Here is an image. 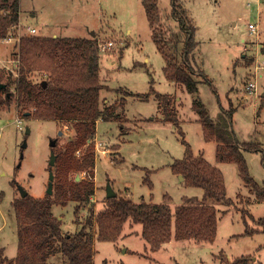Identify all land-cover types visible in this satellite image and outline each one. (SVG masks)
<instances>
[{
    "label": "rangeland",
    "instance_id": "1",
    "mask_svg": "<svg viewBox=\"0 0 264 264\" xmlns=\"http://www.w3.org/2000/svg\"><path fill=\"white\" fill-rule=\"evenodd\" d=\"M178 1L182 9L184 6L188 10L190 22L195 26L197 43L190 54V63L196 72L203 70L216 88L215 94L208 84L199 83V95L204 104L206 102L210 117L217 122L222 116L220 102L226 108L228 100L234 107L240 105L233 113L229 129L220 133L221 141L205 140L198 115L191 108L195 94L165 78L162 70L165 59L151 37L152 29L141 0H19V27L23 36H87L101 43L112 41L103 50L98 47L99 78L105 86L99 106L101 109L107 107L106 98L112 95L115 111L109 121L98 119L96 124L93 142L97 157L92 176L88 175L94 182V194L88 203L68 200L65 205L54 204L52 213L61 219L63 233H74L85 224L91 209L96 213L103 208L108 190L134 202L168 201L172 212L183 202V197L200 199L202 189L185 185L184 178L171 170L172 162L183 157L185 147L175 126L161 120L157 101L128 99L125 105L128 118L124 113L125 99L147 93L151 84L155 91L171 95L176 94L174 88H178L183 91L176 92L181 98L178 116L184 138L195 156L202 155L222 171L226 195L232 200L228 206L209 200L217 208L215 239L209 242L171 238L157 251L150 250L140 233L129 238L119 237L114 242L96 240L93 264H231L239 257H248L250 264H264V223L258 221L264 217V200H256L255 191L249 194V186L245 185L235 163L217 162L215 158L218 143L234 138L256 142L262 151L245 152L244 157L251 177L264 187V108L260 117H255V104L258 102L257 113L264 106L261 97L264 91V68L261 66L264 0ZM158 10V30L164 36L166 51L181 63L182 45L176 50L172 42L171 35L178 31V24L171 16L170 0H158ZM249 23L257 25L256 32L250 31ZM28 26L37 31L29 33ZM4 43H0V68L10 69L14 66L12 59L17 47ZM194 77L201 80L198 75ZM41 78L39 73L31 76L34 81ZM248 84H252L250 89H247ZM241 99L245 101L242 105ZM17 119L22 120L21 128ZM72 136L70 122L19 114L15 98L1 110L0 247L8 258L17 253L13 201L21 196L16 183L28 195L43 197L48 188L50 154L63 148ZM52 139H56L53 146L50 145ZM75 155L80 156L81 150H76ZM85 174V171L71 172L69 179L81 180ZM146 177L152 188L145 181ZM52 188L53 192L54 184ZM238 193L241 194L238 196ZM166 194L169 199L164 197ZM247 195L255 200H248ZM76 205H81L77 214L74 213ZM222 209L226 212L222 213ZM129 221L126 220L122 230L129 228ZM132 227L139 232L142 228L140 223L134 222ZM246 228L252 229V234L245 235ZM96 231L94 224L91 233L96 234ZM48 260L62 264L64 257L58 253Z\"/></svg>",
    "mask_w": 264,
    "mask_h": 264
},
{
    "label": "trees",
    "instance_id": "2",
    "mask_svg": "<svg viewBox=\"0 0 264 264\" xmlns=\"http://www.w3.org/2000/svg\"><path fill=\"white\" fill-rule=\"evenodd\" d=\"M141 1L152 29L151 37L165 59L162 69L165 78L182 84L187 92L195 94L191 108L198 115L205 140L221 141L220 133L223 134L229 129L235 109L232 104L228 109L221 107L223 114L221 113L222 116L215 122L205 104L196 95L198 82L208 84L215 94L216 88L203 70L196 72L190 63V54L197 43L194 39L195 26L181 8L179 1L170 0L171 16L178 24V31L171 35L172 42L176 50L182 45L181 64L174 55L166 51L164 36L159 33L158 0ZM19 6V0H0V39L7 36L10 28L19 23ZM18 57L16 66L10 69L0 68V82L5 84V87L0 89V112L15 98L19 114L70 122L73 136L64 143L63 148L54 153V191L51 194L46 192L43 197L38 198L27 193L13 201L17 253L8 258L4 255L3 247H0V264H56L48 259L58 253L64 257L62 264H93L94 234L91 229L94 224L97 227V240L113 242L120 236L123 224L128 219L141 224V235L152 251L158 250L171 238H194L209 242L215 239L217 208L210 204L209 200L227 206L232 203L226 195L223 173L202 155L193 154L190 144L184 138L173 98L155 91L152 84L147 93L138 96L148 97L153 94L163 112V120L170 122L177 129L185 150L183 157L171 164V170L174 174L183 176L185 185L201 188L202 197H183V202L176 205L173 212L168 201L154 203L150 199L134 202L117 195L107 197L103 208L96 213L91 209L85 224L76 232L63 233L61 219L52 213V206L58 203L65 205L68 200L88 203L94 194L95 186L90 177L96 161L93 142L96 121H109L115 107L113 104L104 109L99 106L100 91L105 86L99 78L96 38L22 36ZM34 73L41 74L42 78L38 81L32 80ZM194 75H198L201 80L198 81ZM262 99L264 100V97ZM79 149L81 155L76 157L75 151ZM259 151L262 149L256 142L234 138L216 145L215 158L218 162L235 163L245 184L252 192L255 191L257 200L262 201L264 187L251 177L244 157V152ZM80 171L88 174L81 180L69 179V173ZM145 181H148V186L152 188L148 177ZM164 197L169 199L167 194ZM80 208L81 205H76L74 213L77 214ZM221 212L225 213L226 210ZM258 221L263 224L264 217ZM252 232V229L246 228L244 234ZM231 264H250V261L248 257H239Z\"/></svg>",
    "mask_w": 264,
    "mask_h": 264
},
{
    "label": "crops",
    "instance_id": "3",
    "mask_svg": "<svg viewBox=\"0 0 264 264\" xmlns=\"http://www.w3.org/2000/svg\"><path fill=\"white\" fill-rule=\"evenodd\" d=\"M124 1V0H123ZM257 2H259V0H256ZM183 3H184V1H183ZM183 6V5H182ZM183 9L187 12V14H188V17H190V15H189V13H188V10H186V8L183 6ZM21 14H20V9H19V24H21V16H20ZM257 30V29H256ZM73 37H77V36H73ZM78 37H87V36H78ZM4 42V40H3V38L2 39H0V43H3ZM6 43V42H5ZM4 43V44H5ZM6 44H10V43H6ZM99 63H100V60H99ZM99 70H101V67H100V64H99ZM171 82H173V81H171ZM175 83V82H174ZM200 82H198L197 83V92H196V95L201 99V97H200V95H199V84ZM175 84H178V83H175ZM106 86H109V85H107V84H105ZM110 88H111V86H109ZM104 89V88H103ZM177 90H179L180 92H183L182 91V89H178L177 88ZM175 88H174V92L176 93V94H174V95H171V94H169L168 93V95L170 96V97H172L173 98V100H174V105H175V108L177 109V114H178V108L182 105L181 104V98H180V96H178L177 95V91ZM102 91V90H101ZM100 91V101H99V103H101V100L103 99V94H102V92ZM227 92V91H226ZM133 93H135V92H133ZM137 93V92H136ZM262 93H264V91L262 92ZM166 94V93H165ZM226 94V93H225ZM151 96H153V97H151ZM261 97H264V96H262V94H261ZM131 98H136V99H138V100H140V101H148L150 98L151 99H155L156 100V98L154 97V95L153 94H151V95H149L148 97H141V96H133V97H127V99H125V101H124V113H125V117H127V112H126V108H125V105H126V103L128 102V99H131ZM106 100H107V105H110V104H115L114 103V101H115V98H113L112 97V95H111V98H106ZM105 100V101H106ZM202 100V99H201ZM157 101V100H156ZM241 101H242V103H241V105L245 102L244 101V99H241ZM192 102V101H191ZM203 102V101H202ZM204 103V102H203ZM228 103H229V105L230 104H232L231 102H229V100H228ZM258 102L255 104L256 105V115L257 116H255V117H257L256 119H258V117H260V114H261V111H262V109L264 108V106L261 108V110L257 113V107H258ZM207 104H206V102H205V106H206ZM229 105H228V107H229ZM220 106L222 107V109H228V108H226L225 106H224V104H222L221 102H220ZM240 105L239 104H237V105H235V107H234V112L237 110V108L239 107ZM156 107H157V111L160 113V117H162L161 118V120L162 121H164L163 120V112H162V110H161V108H160V106H159V103H158V101H157V103H156ZM209 112V111H208ZM233 112V113H234ZM233 113H232V117H233ZM129 116V115H128ZM179 117V116H178ZM128 118V117H127ZM98 121V120H97ZM97 121H96V124H97ZM179 121H180V119H179ZM259 121H261L260 119H259ZM165 122V121H164ZM166 122H168V121H166ZM231 123H232V119H231ZM96 135V134H95ZM95 139H96V137H95ZM245 153V152H244ZM104 154V153H103ZM96 157H97V153H96ZM218 162V161H217ZM173 163V162H172ZM93 169H95V168H93ZM246 185V184H245ZM247 186V185H246ZM250 189V188H249ZM249 194H251V190H249ZM239 194H241V193H238L237 195L239 196ZM237 196V197H238ZM248 196V200H250V198H253V197H251L250 195H247ZM198 198V197H197ZM199 199V198H198ZM253 200H255L254 198H253ZM256 200H257V198H256ZM169 204V203H168ZM222 210H226V209H222ZM128 220H130V219H128ZM126 222V221H125ZM125 222H124V224H125ZM130 223H129V228L128 229H126V230H122L121 231V234H120V236L119 237H122V238H125L126 236H127V238H129L130 236H139V233L141 234V230H140V232L139 231H137V230H133V227H132V222L131 221H129ZM142 229V228H141ZM118 237V238H119ZM96 234H94V246H95V243H96ZM128 240H130V239H128ZM114 242V241H113ZM148 244V243H147ZM165 244V243H164ZM163 244V245H164ZM163 245L161 246V247H163ZM149 246V245H148ZM160 247V248H161ZM159 248V249H160ZM131 251V252H133V253H135V251L134 250H131V249H129V248H127V251ZM155 251H157V250H155ZM94 255H95V249H94ZM94 255H93V257H94Z\"/></svg>",
    "mask_w": 264,
    "mask_h": 264
},
{
    "label": "built area",
    "instance_id": "4",
    "mask_svg": "<svg viewBox=\"0 0 264 264\" xmlns=\"http://www.w3.org/2000/svg\"><path fill=\"white\" fill-rule=\"evenodd\" d=\"M248 27L250 29V31L252 33L256 32V29H257V25L256 24H252V23H249L248 24ZM29 33L31 34H34L37 29L35 27H30L28 26L27 27ZM23 35H21V32H20V27H19V23L13 27L10 28V31L9 33L7 34V36H5L3 38V40L6 42V43H13L14 46L17 47V50H16V53H15V58H13V62H14V66H16L19 62V57H18V47H19V43H20V39ZM112 44V41H108L107 43H101L100 41H98V47L103 50L105 49L108 45H111ZM263 68H264V58H263V64L261 65ZM252 86V84H248L247 85V89H250ZM17 122V125L19 128H21V122L22 120L20 119H17L16 120Z\"/></svg>",
    "mask_w": 264,
    "mask_h": 264
},
{
    "label": "water",
    "instance_id": "5",
    "mask_svg": "<svg viewBox=\"0 0 264 264\" xmlns=\"http://www.w3.org/2000/svg\"><path fill=\"white\" fill-rule=\"evenodd\" d=\"M45 82V81H44ZM5 87V84L4 83H1L0 82V89L1 88H4ZM262 96H264V93H262ZM27 131H28V129H27ZM61 133V131H59V134ZM55 143H56V139H52L51 140V142H50V145H55ZM23 146H25V143H23ZM54 162H55V154L54 153H52V154H50V157H49V161H48V164H49V173H48V188H47V193L48 194H51L52 193V186H53V178H54V174H53V172H52V170H51V167L54 165ZM179 178H182L183 179V176L181 175V174H179ZM77 179H78V177H77ZM16 186H17V188H18V190H19V192H20V196L21 197H24L28 192L22 187V186H20L18 183L16 184ZM116 194H115V192H113V191H110V190H108V194H107V197H113V196H115Z\"/></svg>",
    "mask_w": 264,
    "mask_h": 264
}]
</instances>
